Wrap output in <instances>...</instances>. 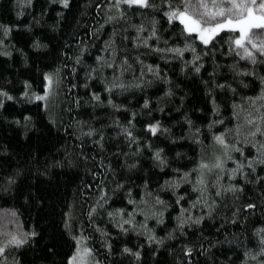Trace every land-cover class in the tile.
<instances>
[{
	"label": "trees",
	"instance_id": "16d2710c",
	"mask_svg": "<svg viewBox=\"0 0 264 264\" xmlns=\"http://www.w3.org/2000/svg\"><path fill=\"white\" fill-rule=\"evenodd\" d=\"M184 7L0 0V264H264V30Z\"/></svg>",
	"mask_w": 264,
	"mask_h": 264
},
{
	"label": "snow or ice",
	"instance_id": "6c2138e0",
	"mask_svg": "<svg viewBox=\"0 0 264 264\" xmlns=\"http://www.w3.org/2000/svg\"><path fill=\"white\" fill-rule=\"evenodd\" d=\"M225 2L231 5L227 9H225L223 6ZM62 3L65 7L68 6V0H62ZM120 4L146 7L148 6V0H115L116 7H119ZM184 5V10L170 11L166 14L170 22L178 19L180 23L184 25L187 32L192 33L199 31L200 38L205 44L209 43V39L211 38L210 36L206 38V33L215 35L219 30H222L225 27H229L233 31L238 30L240 32V38L235 40V44L237 47L244 49L246 57L252 58L253 53L249 51L247 47H245L244 40L245 37L248 36L249 31L252 29L264 30V0H260L259 3V9L261 10V14L259 16H254L252 7L257 5V0H250V4L247 3L246 0H239V2H237V0H221V3L219 4L213 0L211 8L215 9L214 11L210 10L209 4L206 2V0H184ZM200 9H204V11L201 12ZM245 12H247V15L244 14ZM193 17H195V19H193ZM218 17H227L226 22H220L217 20ZM212 22H215L214 27L201 28V25H208ZM247 43L251 44L252 47L261 52V54H264V44L257 45L253 43L250 37L247 39ZM176 51H179V49ZM46 80H49V84H51L50 78L46 77ZM44 98L45 97H37V99ZM150 130L153 132V134H155L157 128L156 126H153ZM216 140L221 144L224 143L222 137L218 136L216 137ZM203 167L207 166L204 165ZM217 167H219V165H217ZM12 242L17 245L23 243L22 240H17L15 237H13ZM2 251L3 249H0V252ZM125 251H127V249H125ZM84 254H90L89 250L84 249ZM77 257H81V259L83 258L79 247L77 248L76 254L69 260V264H74V262L77 260Z\"/></svg>",
	"mask_w": 264,
	"mask_h": 264
},
{
	"label": "rangeland",
	"instance_id": "374dc122",
	"mask_svg": "<svg viewBox=\"0 0 264 264\" xmlns=\"http://www.w3.org/2000/svg\"><path fill=\"white\" fill-rule=\"evenodd\" d=\"M217 2H219V3H221V1L220 0H216ZM229 6L228 5H225V8L227 9ZM210 10H212V9H210ZM200 11L201 12H203L204 11V9H200ZM247 15V14H246ZM255 16H257V15H255ZM193 19H195L194 17H193ZM226 19L227 18H225V19H223L222 17H218L217 18V20H219L220 22H226ZM176 20H178V19H176ZM179 21V20H178ZM180 22V21H179ZM215 26V22H212L211 24H208V25H201V28H204V27H214ZM224 29H230L229 27H225ZM224 29H222V30H224ZM221 30H219L218 32H220ZM217 32V33H218ZM193 33H195L196 35H197V37H198V39L201 41V42H203L202 40H201V38H200V33H199V31H197V32H193ZM216 33V34H217ZM205 36H206V38L207 37H213L214 35H212L211 33H206L205 34ZM210 38V39H211ZM238 38H240V32H239V37ZM210 39H209V41H210ZM239 48V47H238ZM239 49H243V48H239ZM48 89V88H47ZM78 248V247H77ZM79 249H80V251H81V253H82V256H83V258L81 259V257H77V260L74 262V264H96L95 263V259L94 258H92L89 254H84V249H87L85 246H79ZM76 252H77V249H76V251H75V253H74V255L76 254Z\"/></svg>",
	"mask_w": 264,
	"mask_h": 264
}]
</instances>
